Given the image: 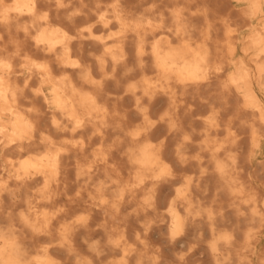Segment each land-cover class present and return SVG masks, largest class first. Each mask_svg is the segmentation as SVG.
Listing matches in <instances>:
<instances>
[{"label": "clouds", "instance_id": "clouds-1", "mask_svg": "<svg viewBox=\"0 0 264 264\" xmlns=\"http://www.w3.org/2000/svg\"><path fill=\"white\" fill-rule=\"evenodd\" d=\"M195 3L0 0V264H264V0Z\"/></svg>", "mask_w": 264, "mask_h": 264}, {"label": "bare ground", "instance_id": "bare-ground-1", "mask_svg": "<svg viewBox=\"0 0 264 264\" xmlns=\"http://www.w3.org/2000/svg\"><path fill=\"white\" fill-rule=\"evenodd\" d=\"M15 2H23V0H15ZM136 0H129V4H135ZM196 7L200 8H207L212 14L214 15H222L226 8V0H196V3L193 5V10L195 11ZM10 15H20V13H10ZM199 19L197 20V23H199ZM218 27V26H217ZM95 31V30H94ZM98 34V33H97ZM213 40H217L219 38V44L223 48L224 54H226L228 57H231L236 51L234 49V45L231 41V33L228 32L226 29L221 30L219 33H217L215 30H212L210 33ZM72 46H70L71 48ZM190 55L195 58L200 55L194 48L190 49ZM70 57L75 58L74 51H70ZM152 83L150 81L145 82V88H151ZM191 91V89H190ZM186 103L194 105V112L193 117H200V119H194L192 121L191 126L197 129L203 128L207 126L208 128H212L215 123H220L221 118L214 117L211 110L204 104L199 103L198 100L193 99L192 97H188L186 99ZM158 105L155 106L156 110H158ZM183 110V109H181ZM225 134L223 130V125H221V129L218 133H214V135H217L219 137H223ZM96 139L95 143V153L98 157L104 158L106 157L107 153L105 151V142H104V135L103 133H99ZM264 158V157H258ZM179 195V193L177 194ZM41 212H47L50 211V209L42 208L40 209ZM55 222V221H53Z\"/></svg>", "mask_w": 264, "mask_h": 264}]
</instances>
